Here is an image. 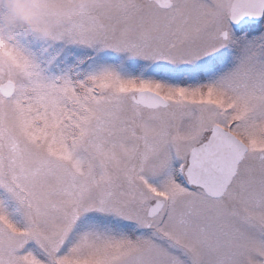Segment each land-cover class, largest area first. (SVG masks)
Instances as JSON below:
<instances>
[{
	"label": "snow or ice",
	"instance_id": "6c2138e0",
	"mask_svg": "<svg viewBox=\"0 0 264 264\" xmlns=\"http://www.w3.org/2000/svg\"><path fill=\"white\" fill-rule=\"evenodd\" d=\"M0 41V264H264V0H45Z\"/></svg>",
	"mask_w": 264,
	"mask_h": 264
},
{
	"label": "clouds",
	"instance_id": "9594fccd",
	"mask_svg": "<svg viewBox=\"0 0 264 264\" xmlns=\"http://www.w3.org/2000/svg\"><path fill=\"white\" fill-rule=\"evenodd\" d=\"M58 9L45 0H0V41L12 40L21 30L43 37L59 22Z\"/></svg>",
	"mask_w": 264,
	"mask_h": 264
}]
</instances>
